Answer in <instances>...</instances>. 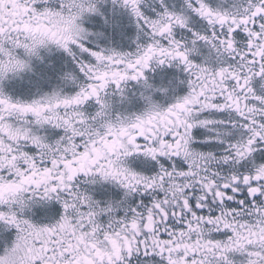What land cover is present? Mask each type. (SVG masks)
I'll return each mask as SVG.
<instances>
[{"label": "snow or ice", "instance_id": "obj_1", "mask_svg": "<svg viewBox=\"0 0 264 264\" xmlns=\"http://www.w3.org/2000/svg\"><path fill=\"white\" fill-rule=\"evenodd\" d=\"M0 264H264V0H0Z\"/></svg>", "mask_w": 264, "mask_h": 264}]
</instances>
